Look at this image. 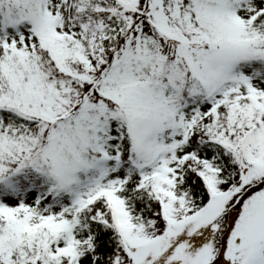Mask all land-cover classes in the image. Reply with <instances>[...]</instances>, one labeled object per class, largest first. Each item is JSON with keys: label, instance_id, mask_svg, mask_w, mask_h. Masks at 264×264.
<instances>
[{"label": "snow or ice", "instance_id": "obj_1", "mask_svg": "<svg viewBox=\"0 0 264 264\" xmlns=\"http://www.w3.org/2000/svg\"><path fill=\"white\" fill-rule=\"evenodd\" d=\"M0 264H264V0H0Z\"/></svg>", "mask_w": 264, "mask_h": 264}]
</instances>
